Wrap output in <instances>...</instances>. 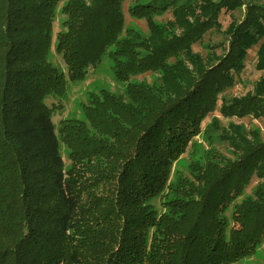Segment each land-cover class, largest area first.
Wrapping results in <instances>:
<instances>
[{
    "label": "trees",
    "instance_id": "1",
    "mask_svg": "<svg viewBox=\"0 0 264 264\" xmlns=\"http://www.w3.org/2000/svg\"><path fill=\"white\" fill-rule=\"evenodd\" d=\"M124 1L0 0V264H235L264 240V139L254 130H219L212 118L208 149L170 177L207 115L264 119L262 0H134L127 12L147 36L125 27ZM60 4L54 49L66 75L50 60ZM242 6L223 46L192 50ZM167 11L173 21L154 20ZM256 44L259 80L224 99ZM104 56L122 91L87 93L82 119L55 130L60 105L47 102ZM148 72L158 83L133 80Z\"/></svg>",
    "mask_w": 264,
    "mask_h": 264
},
{
    "label": "rangeland",
    "instance_id": "2",
    "mask_svg": "<svg viewBox=\"0 0 264 264\" xmlns=\"http://www.w3.org/2000/svg\"><path fill=\"white\" fill-rule=\"evenodd\" d=\"M133 2L134 0H126L122 4L124 25L125 27L136 30L142 36H147L148 31L145 21L143 19L131 17L127 12L128 6H131ZM262 3L264 4V0H262ZM60 6L61 4L57 8V14L54 19L53 34L50 48V60L55 65V67L61 69L66 75L65 64L62 60V57L61 55L56 53L54 49L55 33L57 32V30L60 29V22L62 20L61 14L59 13ZM243 12V6L240 10H236L234 12H222L219 17V30H211L204 34L200 40H198L192 45V50L196 52L200 57H204L206 56L207 52H209V49L207 48L208 44L214 43L223 46L222 44L226 42V38L223 31L233 18L241 19L243 17ZM173 19L174 17L171 11H167L160 16L154 17V20L158 23H166L169 21H173ZM262 41H264V38L262 39ZM257 46L258 44H256L247 52L246 58L244 60V69L242 73L235 78L234 85L224 91V99L227 100L232 97H240L244 95L246 92L250 91L255 82L259 80L261 73L255 70V52ZM219 49L220 48H218L217 51ZM110 67V59L107 56H104L100 63L97 64L93 70H88V75L84 81L68 82L66 94L63 100L47 102L48 106L51 103H53L54 106L60 105L53 111L52 122L54 124L55 130L57 129V126L61 120L82 119L81 106L86 102L87 93L91 92L96 94L99 92L100 89H106L112 93H120L122 91L123 85L113 78ZM133 80L149 84L158 83V74L148 72L134 77ZM212 118H217L220 126L219 130L227 131L228 124H235L242 126V129L245 132L249 130H254L258 134V137L260 139H264V119H255L249 116L243 117L241 119H236L221 117L217 113L209 114L201 122V132L191 139L184 153H182L179 158L172 164L170 177H173V175L178 172L186 173L190 158L192 156H198L208 149V144L205 141V136L203 135L202 130L206 127V125L210 124ZM59 148L61 155L65 163L67 164L68 162L66 159V148L61 142L59 143ZM217 148L221 153L226 155L224 145L217 146ZM256 184L257 179L253 177L250 181L248 188L245 190L244 197L251 194V190L255 187ZM154 205L158 210L160 209L157 201L154 202ZM235 264H264V240L257 246L251 256L243 258Z\"/></svg>",
    "mask_w": 264,
    "mask_h": 264
}]
</instances>
